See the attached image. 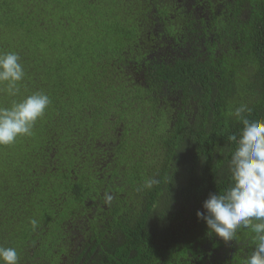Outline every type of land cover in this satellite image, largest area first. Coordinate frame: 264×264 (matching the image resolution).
I'll list each match as a JSON object with an SVG mask.
<instances>
[{"label": "trees", "instance_id": "obj_1", "mask_svg": "<svg viewBox=\"0 0 264 264\" xmlns=\"http://www.w3.org/2000/svg\"><path fill=\"white\" fill-rule=\"evenodd\" d=\"M249 1L198 38L205 9L169 0H0V52L25 71L0 106L51 100L0 146V246L19 264H245L251 229L224 242L196 211L231 182L229 113L264 119V0Z\"/></svg>", "mask_w": 264, "mask_h": 264}, {"label": "clouds", "instance_id": "obj_2", "mask_svg": "<svg viewBox=\"0 0 264 264\" xmlns=\"http://www.w3.org/2000/svg\"><path fill=\"white\" fill-rule=\"evenodd\" d=\"M24 77L19 54L0 52V85L5 94L18 96V85ZM50 103L46 93L37 91L14 99L10 106H0V146L32 135L36 121ZM245 112L251 109L241 104L229 113L242 124L239 136H228L236 145L228 164L231 182L223 192L210 193L202 202L203 211L197 210L196 216L205 222L209 235L215 234L224 242L235 240L238 229H251L255 247L245 264H264V119L249 120ZM156 183L157 180L148 179L144 188ZM30 223L35 227L37 221L33 219ZM0 264H19L17 249L0 246Z\"/></svg>", "mask_w": 264, "mask_h": 264}, {"label": "flooded vegetation", "instance_id": "obj_3", "mask_svg": "<svg viewBox=\"0 0 264 264\" xmlns=\"http://www.w3.org/2000/svg\"><path fill=\"white\" fill-rule=\"evenodd\" d=\"M232 0H169L170 5L174 9H179L181 11H192L194 9L204 10V19L201 22L200 29L198 30L197 37L204 38L207 37L214 32L219 34L220 26H219V15L218 10H227L226 6ZM244 5H252L249 0H244ZM211 19V20H210ZM230 38L227 39L229 41ZM233 45L231 47V51L235 53L237 51V43L234 38H232ZM213 52V59H214ZM194 58V55L192 54ZM245 249V248H243ZM209 250V249H208ZM176 264H185L183 262H179Z\"/></svg>", "mask_w": 264, "mask_h": 264}, {"label": "rangeland", "instance_id": "obj_4", "mask_svg": "<svg viewBox=\"0 0 264 264\" xmlns=\"http://www.w3.org/2000/svg\"><path fill=\"white\" fill-rule=\"evenodd\" d=\"M39 91V89H37L35 92Z\"/></svg>", "mask_w": 264, "mask_h": 264}]
</instances>
